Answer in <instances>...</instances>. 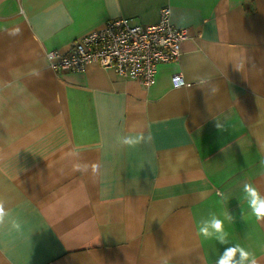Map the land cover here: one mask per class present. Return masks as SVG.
<instances>
[{"label":"crops","instance_id":"obj_1","mask_svg":"<svg viewBox=\"0 0 264 264\" xmlns=\"http://www.w3.org/2000/svg\"><path fill=\"white\" fill-rule=\"evenodd\" d=\"M163 6L188 36L153 86L50 65ZM246 183L264 198V0H0V264H264ZM213 214L226 243L198 235Z\"/></svg>","mask_w":264,"mask_h":264},{"label":"built area","instance_id":"obj_2","mask_svg":"<svg viewBox=\"0 0 264 264\" xmlns=\"http://www.w3.org/2000/svg\"><path fill=\"white\" fill-rule=\"evenodd\" d=\"M187 36L186 29L172 22L170 7L163 6L155 24L110 19L102 28L72 41L66 53L49 50L46 55L52 68L58 71H82L88 63L96 61L147 88L156 82L158 64L179 58L181 42ZM173 83L175 87L183 86L182 75H174Z\"/></svg>","mask_w":264,"mask_h":264},{"label":"clouds","instance_id":"obj_3","mask_svg":"<svg viewBox=\"0 0 264 264\" xmlns=\"http://www.w3.org/2000/svg\"><path fill=\"white\" fill-rule=\"evenodd\" d=\"M141 139H143L142 134L139 136H129L124 139V143L128 145H136ZM243 198L247 201V205L256 219L260 220L264 218V198H261L258 190L251 183H246L244 185ZM4 215V209L0 206V222H2ZM225 219L231 220L232 216L226 215ZM198 235H200L203 239L214 238L218 239L221 243H226L228 232L224 229V220L213 214L210 223H206L203 226L199 225ZM237 252L240 253V259L239 261H234L233 258ZM217 264H257V261L250 252L237 245L235 247L225 249L223 256H221Z\"/></svg>","mask_w":264,"mask_h":264}]
</instances>
